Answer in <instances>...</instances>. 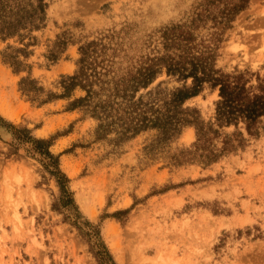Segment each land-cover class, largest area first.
<instances>
[{
    "label": "rangeland",
    "instance_id": "1",
    "mask_svg": "<svg viewBox=\"0 0 264 264\" xmlns=\"http://www.w3.org/2000/svg\"><path fill=\"white\" fill-rule=\"evenodd\" d=\"M43 2L36 25L0 32V264H264V116L256 134L221 123L205 82L177 131L124 133L111 97L151 71L136 99L165 110L194 84L167 67L188 45L259 91L264 0Z\"/></svg>",
    "mask_w": 264,
    "mask_h": 264
},
{
    "label": "trees",
    "instance_id": "2",
    "mask_svg": "<svg viewBox=\"0 0 264 264\" xmlns=\"http://www.w3.org/2000/svg\"><path fill=\"white\" fill-rule=\"evenodd\" d=\"M45 3L39 0L38 5L32 9H27L20 4L0 0V32L13 34L18 28L26 26L39 18V13L44 11ZM246 7L242 4L238 9ZM225 17H230L226 15ZM190 39V38H188ZM221 38L217 39V44ZM215 49L213 45H206L204 51L195 50V46L188 45L182 53L172 56L168 60L169 72L179 73L183 78L193 77V86L191 88H179L175 90L168 99L164 101L165 110L156 108L155 101H145L144 95L136 99V92L141 87H147L155 78L151 71L142 74L143 78H124L120 81L111 97L117 100L119 106H123V112L126 113L127 122H122L123 132L126 133L131 129L141 130L150 125L160 126L167 132L177 131L179 126L190 122L185 116L188 109H183V104L187 98L197 94L205 82H211L213 86H219L220 100L217 106V118L221 123L236 124L241 121L245 122L246 129L251 134L257 133V126L260 118L264 116V84L259 85V91L247 86V81L240 75H230L221 73L214 69ZM150 70V69H148ZM88 78H68L64 81L67 90H70L77 84H83ZM85 85V84H84ZM91 91V90H90ZM150 94L151 91L149 92ZM88 101L91 105L90 97L80 98L72 103L76 107L78 103ZM108 112V126L118 123L115 120H109L111 117ZM119 121L124 120L118 118ZM121 123V122H119ZM152 123V124H150ZM228 144V142H226ZM229 145V144H228ZM225 149H228L226 147ZM47 154L53 157L50 152ZM209 156V154H207ZM214 155L212 159H215ZM68 181L66 176H63ZM70 197L71 193L65 190ZM71 197L69 202H71Z\"/></svg>",
    "mask_w": 264,
    "mask_h": 264
}]
</instances>
